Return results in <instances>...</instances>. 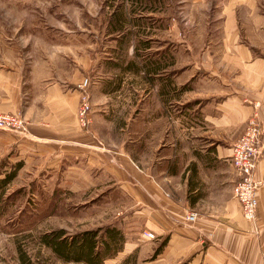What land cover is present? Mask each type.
I'll list each match as a JSON object with an SVG mask.
<instances>
[{
    "label": "rangeland",
    "instance_id": "1",
    "mask_svg": "<svg viewBox=\"0 0 264 264\" xmlns=\"http://www.w3.org/2000/svg\"><path fill=\"white\" fill-rule=\"evenodd\" d=\"M224 5L236 7L243 37L259 41L264 51V28L256 29L250 16L254 12L248 14L245 8L255 5L264 12V0H0V114L22 120V126L0 127L2 168L22 160L0 201V264H23L22 254L30 264H84L61 260L40 242L41 233L55 228L71 234L113 223L129 232V241L147 237L130 196L105 189V167L92 165L91 159L90 175L84 177L68 166L78 163L82 169V154L56 156L54 149L59 143L68 145L76 132L92 130L99 103H104L105 121L110 123L102 132L105 147L122 143L131 148L137 133L147 127L130 124L133 99L142 97L146 86L136 71L145 75V69L164 59L171 61L172 70L201 63L204 53L211 54L209 67L215 66L212 55L221 47L215 37L224 30ZM146 6L153 7L154 14L147 13ZM115 9L126 10L130 18L125 31L132 33L123 46L114 37L118 33H107ZM157 23H169L171 29H158ZM104 85L113 92L104 93ZM120 85L123 89L114 91ZM83 99L89 103L85 124L79 119ZM146 134L136 155L139 166L155 160L153 139ZM136 242V250L121 251L103 264H148L155 254L145 242Z\"/></svg>",
    "mask_w": 264,
    "mask_h": 264
},
{
    "label": "crops",
    "instance_id": "2",
    "mask_svg": "<svg viewBox=\"0 0 264 264\" xmlns=\"http://www.w3.org/2000/svg\"><path fill=\"white\" fill-rule=\"evenodd\" d=\"M245 8L248 14L254 12L250 16L261 32L264 12L258 11L255 5ZM221 9L225 13V20L220 23L224 30L215 37L221 45L219 52L212 55L218 62L215 66L209 67L211 54L204 53L201 63L194 61L172 70L171 61L164 59L145 69V75L141 70L136 71L146 86L140 93L142 97L137 98L132 92L135 96L132 104L136 108L130 124L137 121L147 127L137 133L131 148H125L122 143L118 148L105 147L102 132L110 123L105 121L104 103H99L92 130L85 128L82 133L76 132L68 145L59 143L54 149L56 156L65 152L82 154L83 172L78 163L68 166L84 177L90 175L91 159L92 165L105 167L109 181L105 189H112L114 195L118 190L126 192L135 207V215L142 217L144 230L155 234L154 238L137 236L129 241L130 234L123 228L127 239L119 252L136 250L138 240L145 242L153 254L163 237H167L148 264H264V153L254 170L256 180L262 182L257 187L258 205L252 220L242 216L232 194L236 175L229 162L234 141L254 113L262 126L259 143L264 149V51L259 41L249 42L243 37L236 7L224 5ZM145 10L155 12L153 7L146 6ZM121 11L124 31H116L118 34L114 37L123 46L132 32L125 31L130 18L126 10ZM157 25L158 29H171L169 23ZM104 87V93L113 92L108 85ZM117 89L123 86L114 87V91ZM118 121L117 124H123ZM151 125H154L152 130ZM145 132L150 136L149 141L153 139V155L155 151L156 155L151 164L139 166L136 155L143 146ZM44 143L40 138L38 144L42 147ZM22 151L19 148V155ZM102 172L101 169L99 182ZM191 208L197 210L198 216L195 222L188 223L184 216Z\"/></svg>",
    "mask_w": 264,
    "mask_h": 264
},
{
    "label": "trees",
    "instance_id": "3",
    "mask_svg": "<svg viewBox=\"0 0 264 264\" xmlns=\"http://www.w3.org/2000/svg\"><path fill=\"white\" fill-rule=\"evenodd\" d=\"M123 18L121 10L118 12L112 11L109 19L111 26L107 29L108 33L124 31L122 28ZM21 165L22 160H18L8 168L3 169L2 161H0V201L8 184L15 177ZM190 190L189 188L188 194ZM39 240L43 245L49 247L52 253L61 260L83 262L84 264H103L105 260L116 256L122 250L126 235L119 226L108 223L71 234H68L64 228H55L41 233ZM166 240L167 237H163L156 246L154 254L159 252ZM23 255L22 263L30 264L28 258H25V256L23 258Z\"/></svg>",
    "mask_w": 264,
    "mask_h": 264
},
{
    "label": "built area",
    "instance_id": "4",
    "mask_svg": "<svg viewBox=\"0 0 264 264\" xmlns=\"http://www.w3.org/2000/svg\"><path fill=\"white\" fill-rule=\"evenodd\" d=\"M85 78L81 85L87 84ZM89 103L83 99L79 107V119L81 124L88 121ZM13 126H22V120L15 115L0 114V127L11 128ZM262 133V126L258 116L254 113L247 121L242 133L237 137L232 145V151L229 155V162L233 167L236 180L232 186V194L238 201L242 216L247 220L255 218L258 205L257 187L262 182L256 180L254 170L258 159L263 155L264 149L259 140ZM198 213L196 210H189L184 219L188 223L195 222ZM143 233L148 238H154L155 234L150 230H144ZM178 264V263H172Z\"/></svg>",
    "mask_w": 264,
    "mask_h": 264
}]
</instances>
